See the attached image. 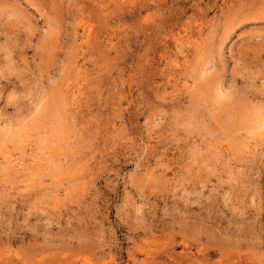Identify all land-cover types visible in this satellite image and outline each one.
<instances>
[{
  "label": "rangeland",
  "instance_id": "rangeland-1",
  "mask_svg": "<svg viewBox=\"0 0 264 264\" xmlns=\"http://www.w3.org/2000/svg\"><path fill=\"white\" fill-rule=\"evenodd\" d=\"M263 125L264 0H0V264H264Z\"/></svg>",
  "mask_w": 264,
  "mask_h": 264
},
{
  "label": "bare ground",
  "instance_id": "bare-ground-1",
  "mask_svg": "<svg viewBox=\"0 0 264 264\" xmlns=\"http://www.w3.org/2000/svg\"><path fill=\"white\" fill-rule=\"evenodd\" d=\"M207 72V71H206ZM70 91V90H69ZM218 94H220V93H218ZM65 106V105H64ZM64 120V119H63ZM252 122V121H251ZM253 122H254V120H253ZM258 123V122H257ZM259 124H262V123H259ZM257 126H259L258 124H257ZM264 126V125H263ZM263 130V129H262ZM257 136V135H256ZM255 136V137H256ZM66 142V141H65ZM54 152V151H53ZM32 159V158H31ZM34 159V158H33ZM7 160V159H6ZM37 160H38V158H37ZM8 162H9V160H8ZM35 163H36V161H35ZM24 165V164H23ZM26 165V164H25ZM52 166V165H51ZM27 167V166H26ZM12 168V167H11ZM30 168H32V167H30ZM37 168V167H36ZM44 168V167H43ZM31 170H33V169H31ZM40 174V173H39ZM28 177H30V176H28ZM33 184V183H32ZM31 187V186H30ZM7 263V262H6ZM77 264V263H76Z\"/></svg>",
  "mask_w": 264,
  "mask_h": 264
}]
</instances>
